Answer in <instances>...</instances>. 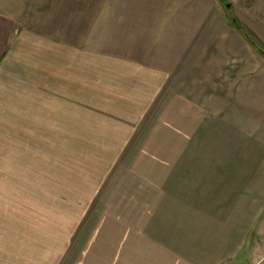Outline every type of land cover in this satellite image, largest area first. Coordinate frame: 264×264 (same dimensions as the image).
<instances>
[{
	"label": "crops",
	"instance_id": "obj_1",
	"mask_svg": "<svg viewBox=\"0 0 264 264\" xmlns=\"http://www.w3.org/2000/svg\"><path fill=\"white\" fill-rule=\"evenodd\" d=\"M12 11L0 3V264H264V65L246 40H192L163 67L74 45L95 41L89 24L77 39Z\"/></svg>",
	"mask_w": 264,
	"mask_h": 264
},
{
	"label": "rangeland",
	"instance_id": "obj_2",
	"mask_svg": "<svg viewBox=\"0 0 264 264\" xmlns=\"http://www.w3.org/2000/svg\"><path fill=\"white\" fill-rule=\"evenodd\" d=\"M0 3L4 8L12 7V13L24 27L29 24L32 29L38 26L50 33H70L83 39L78 31L89 24L92 35L86 38L95 41H78L74 45L126 53L163 67L168 61L170 67L179 66L194 49L193 41H201L204 48L212 38L238 34L231 26L233 20L264 47V0H225L223 3L220 0H0ZM64 6L72 10L67 11ZM119 19L125 26L130 25L126 28H134L129 34L133 38L131 42L116 41ZM69 25L76 32H67ZM101 30L105 34L109 32V36L102 35ZM106 39L113 41H103ZM168 41L170 50L165 44ZM148 52L154 57L146 58ZM168 54L172 57L169 60L164 57ZM259 58L264 65V58Z\"/></svg>",
	"mask_w": 264,
	"mask_h": 264
},
{
	"label": "trees",
	"instance_id": "obj_3",
	"mask_svg": "<svg viewBox=\"0 0 264 264\" xmlns=\"http://www.w3.org/2000/svg\"><path fill=\"white\" fill-rule=\"evenodd\" d=\"M220 1L222 3L225 2V0H220ZM231 26L235 28V30L246 40V42L254 49L256 53H258L260 56L264 58V47H261L257 43L252 33L244 30L240 25L236 23L235 20L231 22Z\"/></svg>",
	"mask_w": 264,
	"mask_h": 264
},
{
	"label": "water",
	"instance_id": "obj_4",
	"mask_svg": "<svg viewBox=\"0 0 264 264\" xmlns=\"http://www.w3.org/2000/svg\"><path fill=\"white\" fill-rule=\"evenodd\" d=\"M228 8H230V6H228Z\"/></svg>",
	"mask_w": 264,
	"mask_h": 264
}]
</instances>
